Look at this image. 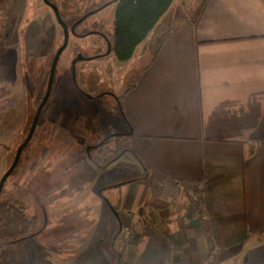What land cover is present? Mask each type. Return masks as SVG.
<instances>
[{"label": "crops", "instance_id": "crops-1", "mask_svg": "<svg viewBox=\"0 0 264 264\" xmlns=\"http://www.w3.org/2000/svg\"><path fill=\"white\" fill-rule=\"evenodd\" d=\"M193 4L173 1L172 34L124 97L133 124L124 155L135 172L102 176L87 225L66 216L92 193L58 191L46 205L56 218L47 241L58 230L62 253L51 247L39 260L53 264L57 254L69 264L78 251L77 264H119L113 248L86 263L85 246L107 233L114 241L122 225L132 230L128 263L264 264V0H209L196 27ZM178 182L191 194L204 189L208 222L191 194H175ZM207 226L215 259L207 256ZM42 243L35 253L50 246Z\"/></svg>", "mask_w": 264, "mask_h": 264}, {"label": "rangeland", "instance_id": "rangeland-1", "mask_svg": "<svg viewBox=\"0 0 264 264\" xmlns=\"http://www.w3.org/2000/svg\"><path fill=\"white\" fill-rule=\"evenodd\" d=\"M92 1L109 0H56L69 27ZM199 1L194 0L193 5ZM114 8V3H111L100 10L81 24L79 31L92 28L94 23L102 19L105 31L111 36ZM95 40L94 35L83 37L70 32L69 45L57 64L51 99L42 110L32 141L23 153L18 173L7 181L3 198L24 205L28 216L34 219L35 229L48 219L49 215L45 216L44 209L49 200L61 190L71 194L79 190L88 195L92 193L89 201L66 216L68 220H77L79 224L87 225L92 215L93 202L100 197V181L104 179L102 176L118 174L125 177L135 172L129 159L130 153L124 155L127 151L106 168H99L85 152L103 142L110 134L131 130L113 95L88 98L86 94L96 95L108 89L120 95L139 80L153 52L148 51L145 39L128 61L121 62L114 54L92 59L98 47ZM63 41L62 26L53 8L44 0H0V180L29 133L36 110L46 92L53 58ZM79 52L85 59L73 65V59ZM103 100L111 102V109H104ZM109 190L103 194L108 199L112 197V191ZM55 222L56 218L49 220L50 224ZM57 232L50 241H46L50 246H45L43 253L37 251L31 259L23 258L24 262L20 264H46L38 258L41 254H47L46 249L51 253V247L57 248L62 237ZM42 237H36L37 246L43 242ZM103 239L102 242L95 239L87 241L86 255L91 253L86 257V263L92 262L94 252L101 250L104 255L111 248H116L113 247L109 233ZM21 244L25 242L7 244L4 248L14 250ZM83 247L80 250L82 253ZM56 250L58 254L62 253L58 248ZM55 256L57 258L54 261L50 258L51 262L61 264L60 256ZM77 257L80 258L78 251H75L74 255H70L69 264H77ZM11 259H7V263Z\"/></svg>", "mask_w": 264, "mask_h": 264}, {"label": "trees", "instance_id": "trees-1", "mask_svg": "<svg viewBox=\"0 0 264 264\" xmlns=\"http://www.w3.org/2000/svg\"><path fill=\"white\" fill-rule=\"evenodd\" d=\"M51 1L57 4L61 15L66 20L65 14L61 11L58 2H56V0ZM173 1L174 0H114L115 16L114 28L112 32L113 54L119 61L125 62L131 59L134 55L136 47L142 41L147 39V49L148 51H152L153 55L150 59V62L144 66V70L150 67L161 51L163 44L172 34L173 17L171 8ZM208 1L209 0H200L196 5L188 8L187 11L189 15V21L194 27H196L199 23ZM98 4L99 2L97 3L92 1V3L84 10V13L80 15V17H83L85 14L90 12ZM75 32L78 33V35H81L79 34L77 27L75 28ZM75 52H77V47L75 48ZM133 86H135V84L125 89L120 95L115 93L113 94L119 103V108L123 113L125 121L131 128L133 127V124L129 117L125 114L123 101L125 95ZM108 95L112 94L99 93L94 96L97 98L106 97ZM50 99L51 95L44 108ZM110 103L111 102L108 100H103L102 106L104 109L109 110L112 107ZM132 135V131H128L127 133L120 132L110 134L108 137L103 139V143L101 145H94L89 151L85 150V152L97 166L100 168H106L109 164L120 157L121 154L128 150H132L130 146V138ZM29 144L22 151L20 160L10 176L7 178L0 196V242L10 241L22 235L29 234L33 230V219L28 216L25 206L22 204H16L9 199L3 198L7 181L11 176L18 173L19 168L22 165L23 153L25 152V149L29 147ZM179 191L191 194L189 189L180 182L176 184L175 194ZM202 193H204V189L196 190L195 192H192L190 196L195 206V210L199 214L201 213L200 207L202 202L199 197ZM114 208L116 210L119 207L114 206ZM205 234L209 244L207 256L208 258L211 257L215 259L216 244L209 226L205 228ZM128 239L129 236L121 235V233H118L114 238L113 247H116L115 249L117 250L118 246L120 245L117 250L119 264H132L127 263L124 259Z\"/></svg>", "mask_w": 264, "mask_h": 264}, {"label": "flooded vegetation", "instance_id": "flooded-vegetation-1", "mask_svg": "<svg viewBox=\"0 0 264 264\" xmlns=\"http://www.w3.org/2000/svg\"><path fill=\"white\" fill-rule=\"evenodd\" d=\"M94 2H99V4L92 9L90 12H88L87 14H85L83 17H80L76 20V22L69 27L70 32L74 33V34H78L75 31H72L73 26H75V28L77 27L79 30V27L81 24H83L84 22H86L91 16H93L94 14L98 13L100 10L104 9L105 7H107L108 5H110L111 3H114V0H109V1H105V2H101V1H94ZM89 15V16H88ZM77 25V26H76ZM79 34H81L80 36L86 37L88 35H94L96 37V42L98 43V47L95 48L93 54H92V59L94 58H99V57H105V56H110L113 54V41H112V34L111 36H109L107 34V32L105 31V23L102 19H100L98 22L94 23L92 25V28L90 29H85L84 31H79ZM100 44V45H99ZM110 50V51H109ZM80 54V52H79ZM83 56V55H82ZM84 57V56H83ZM85 59V57H84ZM82 59V60H84ZM73 72L75 73V68L73 69ZM101 93H109V94H114V92L110 91V90H103ZM97 93V94H99ZM86 94V93H85ZM87 96L89 94H86ZM88 98H95L94 95H92V97ZM32 141V139L29 141V143ZM28 143V144H29ZM27 144V146H28ZM17 152V151H16ZM22 155V153H21ZM45 212V216L48 215L46 209H44ZM33 219V218H32ZM49 222V216L48 219H45V223L39 227L38 229H35L34 227V219H33V230L26 235H22L18 238H14L10 241H1L0 242V264H5L7 263V259L13 258L11 260L8 261L7 264H20L24 261H22V259L24 258L25 260L27 258H32L36 248H37V240L36 237L38 235H42V246L45 245L48 236L50 235L49 231L47 230V223ZM50 239V238H49ZM25 242V244H21L17 249L14 250H6L4 248L5 245L7 244H12V243H23ZM44 247V246H43ZM58 250L60 251V249L58 248ZM32 264V262H31Z\"/></svg>", "mask_w": 264, "mask_h": 264}, {"label": "water", "instance_id": "water-1", "mask_svg": "<svg viewBox=\"0 0 264 264\" xmlns=\"http://www.w3.org/2000/svg\"><path fill=\"white\" fill-rule=\"evenodd\" d=\"M49 6H51L56 14L57 20L58 22L61 24L63 32H64V41L62 43V45L59 47V49L57 50L52 64H51V69H50V73H49V79H48V84H47V88H46V92L36 110L31 128L29 130V133L26 137V139L24 140V142H22V144L18 147L15 158L11 164V166L9 167V169L4 173V175L2 176L1 180H0V196L2 193V190L4 188L5 182L7 180V178L10 176V174L12 173V171L15 169V167L17 166L20 157H21V153L24 150V148L27 146V144L29 143V141L32 139L34 132L36 130L38 121L40 119L42 110L45 106V104L47 103L53 86H54V80H55V74H56V69H57V64L59 62L60 56L62 54V52L68 47L69 45V41H70V29H69V25L67 23V21L63 18V16L61 15L59 8L57 6L56 3H54L51 0H44ZM72 31H75V26H73ZM110 51V50H109ZM84 59V57L81 54H78L74 59H73V65L76 64L77 61ZM89 97H92V95H88ZM132 130V129H131ZM103 142L98 143V145H101ZM111 210L117 214V211L115 210V208L110 205ZM122 230V225L120 226L119 232H121Z\"/></svg>", "mask_w": 264, "mask_h": 264}, {"label": "built area", "instance_id": "built-area-1", "mask_svg": "<svg viewBox=\"0 0 264 264\" xmlns=\"http://www.w3.org/2000/svg\"><path fill=\"white\" fill-rule=\"evenodd\" d=\"M205 197H206V193L204 192V193H202L201 195H200V200L202 201L201 202V213H200V215L202 216V218L206 221V222H208L209 221V219H210V216H209V214H208V212L205 210V207H204V200H205ZM125 235H130L131 234V229L130 228H128V227H122V230H121Z\"/></svg>", "mask_w": 264, "mask_h": 264}]
</instances>
